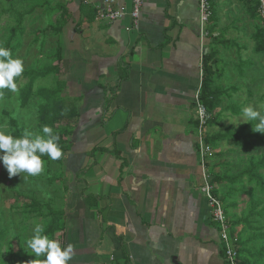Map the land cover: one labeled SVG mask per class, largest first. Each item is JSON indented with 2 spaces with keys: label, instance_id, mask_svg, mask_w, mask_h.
<instances>
[{
  "label": "crops",
  "instance_id": "1",
  "mask_svg": "<svg viewBox=\"0 0 264 264\" xmlns=\"http://www.w3.org/2000/svg\"><path fill=\"white\" fill-rule=\"evenodd\" d=\"M61 1L71 13L63 74L81 120L68 160L87 188L71 207L69 264H224L196 151L194 98L210 42L199 0H145L137 28L128 17L88 22L82 6L105 0Z\"/></svg>",
  "mask_w": 264,
  "mask_h": 264
},
{
  "label": "rangeland",
  "instance_id": "2",
  "mask_svg": "<svg viewBox=\"0 0 264 264\" xmlns=\"http://www.w3.org/2000/svg\"><path fill=\"white\" fill-rule=\"evenodd\" d=\"M220 1L211 0L205 36L201 33V39L212 32L218 34L209 36V51H204L203 56L214 53L210 83L224 95L219 106L210 111L211 121L205 131L212 150L206 162L207 174L211 194L222 206L240 260L264 264V133L253 130L257 121L245 123L242 119L243 108L261 110L264 105V16L252 0ZM61 2L0 0V47L16 46L14 59L24 62V71L42 75L35 82L27 106L21 103L20 89L28 85L29 79L21 78L19 92L0 100V125L7 124L9 134L15 131L10 119H15L23 134L28 131L43 135L39 108L47 102L62 100L68 113L71 109L78 110V101L69 96L67 89H59V84L66 82L60 43L63 37L59 34ZM200 63L202 70L194 103L202 88L203 58ZM46 92L50 94L48 97ZM234 108L241 113L236 114ZM194 109L197 119L196 104ZM80 121V118L69 121L73 134ZM195 136L198 165L202 169L197 126ZM69 152L58 161L43 159V173L25 174V180L22 175L10 177L0 159V264H29L33 259H46L35 257L27 247L37 224L44 226L43 234L49 239L67 247L73 199L77 195L84 197L87 191L79 189V175L70 171ZM203 188L204 183L202 191Z\"/></svg>",
  "mask_w": 264,
  "mask_h": 264
},
{
  "label": "clouds",
  "instance_id": "3",
  "mask_svg": "<svg viewBox=\"0 0 264 264\" xmlns=\"http://www.w3.org/2000/svg\"><path fill=\"white\" fill-rule=\"evenodd\" d=\"M24 62L13 59L10 50L0 47V100L4 99V90L14 93L19 92L17 79L24 73ZM257 110L251 106L242 109V119L245 123L257 121L253 130L264 133V105ZM7 124L0 125V159L7 169L10 177L25 174L38 176L44 171L43 156L47 155L53 161H58L63 156L58 141L60 136L54 133L53 128L45 125L43 135L26 131L21 138H16L6 132ZM45 229L37 224L34 235L27 241V247L35 257L46 256V259H33L29 264H69L75 255V246L69 244L66 248L55 239L44 235Z\"/></svg>",
  "mask_w": 264,
  "mask_h": 264
},
{
  "label": "trees",
  "instance_id": "4",
  "mask_svg": "<svg viewBox=\"0 0 264 264\" xmlns=\"http://www.w3.org/2000/svg\"><path fill=\"white\" fill-rule=\"evenodd\" d=\"M59 8L61 10V17H60L61 26H60L59 34H61L64 28L67 26L68 21L70 20L71 13L66 9V7H63L62 5H60ZM81 13L83 14L84 17H86L88 22L90 23L95 22L96 16H97V10L91 9L90 7L87 8V7L82 6ZM210 35H212L213 37V32L209 33V36ZM7 49L11 51L12 58L14 59V55L17 50V47L11 45ZM214 63H215L214 53H207L206 55H204L203 57L204 75H203L202 88L200 91V100L207 107L209 115H211L210 111L213 108L219 106L221 99L224 96L222 92L214 89L210 83L211 76L214 74V69H213ZM119 71H120L119 80L122 81L128 78L126 74L127 69L120 68ZM41 76L35 71H24L22 77L17 79L18 86H19V82L21 78L29 79L28 85L20 89L21 90L20 91L21 92V103L23 106H27L29 102L31 101L33 97V90H34L35 82L37 78ZM59 89L61 91L66 90L67 83L61 82V84H59ZM13 95H14V92L7 90V89L4 90V99L5 98L10 99L12 98ZM49 95L50 94L48 92L45 93V97H48ZM67 111H68L67 107L65 106V103L62 100L47 102L45 105L39 108V122L43 124L44 126L47 125L53 128V130L56 131V134L60 136V140L58 141V144L63 151V155L70 151L71 139L74 135L73 129L68 127L70 123L69 121L80 118V113L78 112V110L71 109L69 113ZM233 111L236 114L241 113V111H237L236 108H234ZM10 125L13 129H15L13 136L16 138H21L23 136V133H22V130L19 128L18 122L15 119H10ZM42 159H50V157L45 155L42 157ZM56 228H59V227H56ZM0 239H1V235H0ZM238 264H249V263L246 260H240V255H239Z\"/></svg>",
  "mask_w": 264,
  "mask_h": 264
},
{
  "label": "built area",
  "instance_id": "5",
  "mask_svg": "<svg viewBox=\"0 0 264 264\" xmlns=\"http://www.w3.org/2000/svg\"><path fill=\"white\" fill-rule=\"evenodd\" d=\"M257 4L259 12L264 16V0H252ZM132 8L127 10L125 6H119L115 8L117 4L116 0H105L104 7L97 10L96 20L99 23L108 22L113 23L116 21L124 20L125 18L131 19L134 27H138V22L142 15L145 0H131ZM199 14L201 23V33L205 36V27L209 22L211 16V0H199ZM208 35V33H206ZM195 104L197 106V127H198V152L201 159V179L204 183L203 192L205 193L208 201L214 209V220L220 226L221 244L224 255V264H238V249L237 243L234 238L229 234L227 219L224 216V212L220 202H218L214 196H212L211 179L207 174L206 162L210 156L212 150L211 146L207 143V137L205 134L206 127L209 124L210 117L207 107L200 100V93L196 96Z\"/></svg>",
  "mask_w": 264,
  "mask_h": 264
}]
</instances>
